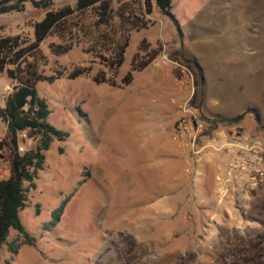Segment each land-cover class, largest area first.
<instances>
[{
  "label": "rangeland",
  "instance_id": "rangeland-1",
  "mask_svg": "<svg viewBox=\"0 0 264 264\" xmlns=\"http://www.w3.org/2000/svg\"><path fill=\"white\" fill-rule=\"evenodd\" d=\"M35 1L0 14V36L33 40L34 24L47 11ZM76 1L53 0L51 8ZM171 12L174 18L154 6L149 27L131 33L119 80L144 38L161 49L149 66L133 72L131 84L66 74L38 83L51 109L48 121L68 135L52 142L21 211L34 244L11 229L0 264H264V172L255 184H220L228 154L223 148L216 155L203 152L193 159L201 164L198 184H189L173 213H162L164 190L154 186L161 177L154 166L158 135L173 131V124L168 131L161 127L163 112L173 115L172 99H183L185 89L207 117L244 115L215 120L216 145L221 133L235 129L264 145V0H172ZM51 42L62 41L51 35L41 44L48 62L40 69L47 75L94 59L81 45L56 56ZM94 65L93 73L100 67ZM13 84L0 71V107ZM6 133L0 117V140ZM36 142L23 132L19 150ZM9 175L7 152L0 150V176Z\"/></svg>",
  "mask_w": 264,
  "mask_h": 264
},
{
  "label": "trees",
  "instance_id": "trees-1",
  "mask_svg": "<svg viewBox=\"0 0 264 264\" xmlns=\"http://www.w3.org/2000/svg\"><path fill=\"white\" fill-rule=\"evenodd\" d=\"M26 1L0 0V14L21 11ZM34 3L47 11L34 24L33 40L22 39L20 35L0 36V71H6L14 82L5 105L0 107V117L7 126V133L0 140V150L7 152L10 163V175L0 176V247L7 243L11 229L24 236V243L34 244L35 238L24 226L21 211L28 205L29 191L37 186L36 180L44 169L46 152L52 142L64 140L68 135L48 121L51 109L39 94L38 83L54 81L66 74L70 79L85 76L96 83L127 86L134 79L133 72L145 69L161 52L160 48H151L144 38L132 59L131 70L119 80L131 33L149 27L154 6L174 18L172 0H77L74 6L67 4L55 9L51 8L53 0ZM51 35L62 41L49 44L54 55H63L73 46L81 45L94 59L89 64H77L70 69L58 67L51 75L45 74L40 66L46 65L48 59L41 44ZM97 63L100 67L93 73ZM253 111L259 118L257 110ZM243 116L216 114L214 119L233 122ZM23 132L36 138L37 142L20 151L19 138ZM60 151L63 152V148ZM18 244L16 242L13 247L15 251ZM6 263L10 264L8 260Z\"/></svg>",
  "mask_w": 264,
  "mask_h": 264
},
{
  "label": "built area",
  "instance_id": "built-area-1",
  "mask_svg": "<svg viewBox=\"0 0 264 264\" xmlns=\"http://www.w3.org/2000/svg\"><path fill=\"white\" fill-rule=\"evenodd\" d=\"M183 99H172L175 104V120L173 123V140L192 157L203 152L213 153L224 151L228 154L225 169L217 176L220 184L238 179L241 183L255 184L259 175L264 172V145L259 139L250 138L245 133L235 129L231 133H221L223 141L220 145L214 143L212 134L217 131L214 118L193 104V92ZM224 152V153H225ZM214 156V155H213Z\"/></svg>",
  "mask_w": 264,
  "mask_h": 264
},
{
  "label": "crops",
  "instance_id": "crops-1",
  "mask_svg": "<svg viewBox=\"0 0 264 264\" xmlns=\"http://www.w3.org/2000/svg\"><path fill=\"white\" fill-rule=\"evenodd\" d=\"M170 112H163L161 127L164 128V131L167 128L169 129L175 120V109L173 115ZM167 133H159L157 139L156 151L158 160L154 163V166L160 169L161 177L159 180L157 178V183L154 186L158 185L159 189L163 188L164 190L163 199L161 204L158 205L162 213H173V207L180 204V199L184 191L188 190L189 184L194 186L198 184V176L202 175V170L200 162L193 160L194 157L192 159L189 158L191 156H189L188 152L182 149L173 140L172 136ZM190 177L192 178L191 180ZM143 209L146 210L148 208L143 207Z\"/></svg>",
  "mask_w": 264,
  "mask_h": 264
}]
</instances>
